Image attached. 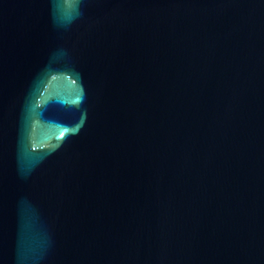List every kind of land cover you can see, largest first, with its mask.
Listing matches in <instances>:
<instances>
[{
  "label": "water",
  "instance_id": "95a60500",
  "mask_svg": "<svg viewBox=\"0 0 264 264\" xmlns=\"http://www.w3.org/2000/svg\"><path fill=\"white\" fill-rule=\"evenodd\" d=\"M0 264H264V0H0Z\"/></svg>",
  "mask_w": 264,
  "mask_h": 264
}]
</instances>
